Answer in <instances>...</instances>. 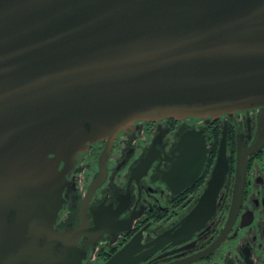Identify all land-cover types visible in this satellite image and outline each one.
Masks as SVG:
<instances>
[{
  "label": "water",
  "instance_id": "1",
  "mask_svg": "<svg viewBox=\"0 0 264 264\" xmlns=\"http://www.w3.org/2000/svg\"><path fill=\"white\" fill-rule=\"evenodd\" d=\"M256 105L264 0H0V264H81L78 235L55 224L93 142L108 138L103 176L137 120ZM218 177L183 227L214 212Z\"/></svg>",
  "mask_w": 264,
  "mask_h": 264
},
{
  "label": "flooded vegetation",
  "instance_id": "2",
  "mask_svg": "<svg viewBox=\"0 0 264 264\" xmlns=\"http://www.w3.org/2000/svg\"><path fill=\"white\" fill-rule=\"evenodd\" d=\"M107 146L93 142L66 174L55 227L78 235L81 264H264V105L137 120L102 176ZM216 172L214 212L183 227Z\"/></svg>",
  "mask_w": 264,
  "mask_h": 264
}]
</instances>
